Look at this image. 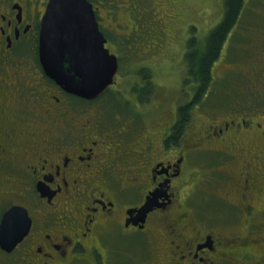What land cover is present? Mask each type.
<instances>
[{"label": "rangeland", "instance_id": "1", "mask_svg": "<svg viewBox=\"0 0 264 264\" xmlns=\"http://www.w3.org/2000/svg\"><path fill=\"white\" fill-rule=\"evenodd\" d=\"M224 2L225 0H97L99 18L97 12L96 17L98 22L101 23V27L103 28V26H105V29L110 30L112 26H114L116 30L112 32L113 37L120 34L130 38L128 41L129 46H125V48H122V44L119 45L115 39L110 42L113 51L115 50L120 55V66L115 75V82L109 87V90L100 94V97H95L93 100L84 99L83 101L78 100L76 102L73 99L70 100L69 96L66 98V102L55 105L57 114L59 115H48L41 106L42 115L38 113L40 105L35 107L34 103L30 101L21 103L14 102L13 100L7 101V103H9V109L6 106L3 107V113L5 115L8 113L12 114V120H16L21 109L28 110L24 118L26 133L29 136L30 147L37 153L38 157H41L40 155L42 152H44V154H47V151L48 153L53 152L54 154L62 152V148L57 147L59 142L62 141V139L69 141L73 138L74 134L70 133L73 126H71L68 132L57 128L62 126V124H66L67 120H70L72 123L77 120V122L73 124L74 128H85L86 132L88 128L90 132L99 130L104 135L96 137L95 140L102 141L104 150L98 154V157L103 156V161L107 166L108 164H113L118 169L120 168L119 174L123 183H119L117 181V174L109 170L103 173L99 172L94 176L90 173L91 170L88 169L84 176L88 184L86 187L79 186V188L87 196L90 188H94L96 185L100 184L99 180H102L104 177H109L112 179L111 182L119 191V197L122 199L142 196L148 189L147 186L142 187V183L144 184L154 175L153 171L149 174L150 165L152 160L154 161L158 157L157 153H155L157 147L162 149V137L169 133V128L175 121L174 117L177 116V112L180 110L178 106L184 102L190 101L193 96V91H191L192 93L190 92L191 85L187 83L191 81V79L187 77V54L190 52L188 51L191 42L190 38L193 37L198 43H204L205 40H208L207 37L223 17V12H225ZM247 2L248 4L256 5V7L260 9L264 8V0H254V2L253 0H249ZM115 4L118 6H115ZM249 6L252 8L245 7L244 10H246V12L243 14L242 21H240L237 26L238 30L235 32V35L232 34L229 37L227 49L230 53L226 54L224 59L219 61V64H217L215 68L216 74L213 85L210 87L209 91L207 90L205 95H208L204 102L207 108L204 110L200 103L199 107L196 104L192 111V120L188 126L191 128L194 127V130H201L204 129V127L212 129L210 125H215V123L225 118L226 116H224V114L229 110L249 112V108L254 110L264 104V66L262 65L260 68L263 59L251 57L252 60L258 61L259 74L252 72L254 63L250 61L249 63L252 66L248 64L245 66V70L249 67L251 69L248 73V80H246V74L237 73L244 72L242 71V64L246 62L238 61L240 57L244 56L243 31H251L253 38H248L247 41L251 43L249 45L257 44L256 47L264 51V34L255 35L257 21H262V18L260 19L257 17L259 15L256 14L253 5ZM253 8L254 11L251 10ZM133 22H135V24ZM243 22L244 24L246 23L245 28L241 26ZM245 36L246 35H244V37ZM121 37L124 38L123 36ZM257 48L254 50H258ZM231 60L234 63L233 65H231ZM220 71H226L229 77L227 81H223L224 78H222L226 73H220ZM218 75L223 76L218 77ZM40 81L39 79H34V82L38 83ZM220 81L228 83L223 84ZM246 81H248V83ZM41 85L42 84H40V86ZM106 92L110 93L108 94ZM108 96L109 98L116 97L121 99L126 109L128 108L130 110L124 111L121 108L119 109L120 105L116 107L112 105V107H110ZM116 98L114 99L116 100ZM123 98L127 99V101L125 102ZM61 100L62 98L60 97V101ZM43 103L45 104L44 101ZM71 106H73V112L70 108ZM119 110L123 114L125 120L121 117L116 119V117L120 115L118 112ZM37 114L41 115L37 116ZM37 117L38 124H44L49 129L43 125H40V130L36 128L39 133L29 129L31 122H35L34 120ZM47 121L51 122L49 123ZM11 125L13 127L18 126L14 121L11 122ZM140 125L142 127H140ZM262 125H264V123ZM125 128H129L131 131L128 136H126L123 131ZM112 129H116L117 132H111ZM189 129L190 128H187V131H189ZM261 129L264 130V126ZM17 130L18 129H14L12 132L16 134ZM145 131H150L151 135L148 137L147 134L150 133H145ZM260 133L261 130L257 132L255 136L256 139H259L257 135H260ZM239 134H243V131L237 132V135ZM185 135L188 136V134ZM149 138H151V143L148 141ZM18 139L20 140L21 137H18ZM219 139L222 138L217 137L214 143H212L213 140L210 141L207 139L206 141L186 140L190 142L189 144H191V146H195L194 149L200 146V150L197 149L193 151L192 156L191 154L187 155L189 164L186 167L185 173L188 174L186 177L180 179L182 185L179 191L177 190L179 189L177 185L172 189V192H175L174 196L186 199H188V196H193L196 199L199 192L203 191L204 196H206L207 192H211L212 187L217 194H221L225 199H230V201L236 203L238 193L235 185L227 181L221 188L217 187L214 189L213 187V183H216L219 178H221L222 167V170L225 168V164L223 163L222 165L221 159L225 153L221 149L223 146ZM152 140L157 143L154 144ZM186 141L182 143V146L186 144ZM258 144H262L260 139ZM19 146L22 147V145ZM213 146H215V148ZM207 147L210 149L204 150ZM52 149L55 150L52 151ZM171 151L172 155L178 152L177 149L173 150V148ZM25 155H28L27 163H30V153ZM19 156L25 157L23 155ZM229 158L230 157L226 156L223 159L226 161L229 160ZM230 162L227 164H230ZM145 164L149 166H146V168H144L145 170H142ZM154 168L155 170H161L158 166ZM250 170L251 176L255 179L254 161H252ZM22 174L25 176L19 177L20 174L15 175L13 179L16 180V183L2 177L3 198H5L7 200L6 203L9 204H6L5 208L10 206L5 210L3 215L11 208H16L17 205L24 204L22 201L30 203V201L33 200L32 198L35 197L36 191H38V193L40 192L39 194L41 195L44 194L42 200L46 199L45 195H47L48 190L40 186V182L35 185L34 180L27 173L22 172ZM189 174L192 175V178L188 177ZM230 177L234 178L232 174L229 175V178ZM84 179L82 178L81 180L78 178L76 185L83 182ZM258 181L256 186L261 188L260 193H264V173L259 174ZM175 182L178 183L179 181L176 180ZM126 185H133L135 187L130 188L126 187ZM22 188H26L27 195L22 196L25 191L21 193V196L18 194L17 200L20 202L16 201V198H14V200H12L13 198H10V200L8 199L9 196L13 195L11 194L14 192L13 189L22 190ZM139 188L142 189L138 190ZM72 189H75V187L70 186L65 188L63 194L56 196L58 201L62 200V202L59 201L55 204L61 213L68 210L67 207H69L70 215L63 219V223L72 220L82 222L85 213H87L86 211L83 212L85 208L84 205L67 206V196L73 192ZM137 190L139 195L133 194V191ZM156 191L157 188L154 189L152 193ZM222 196L219 197L217 195L212 198V200L217 202V205H221V209L216 216L230 214L228 211L236 208L234 203H231V206L224 202ZM3 198L2 202L5 201ZM257 199H259L258 196ZM174 207V209L177 208L176 206ZM117 210L118 212H116ZM131 211L130 209L126 211L123 209V211H120V209L114 208L107 211L108 213L103 210H98L97 213L86 216L89 222H94L92 233L96 230L100 234H104L100 240L104 243L102 245V250H105L107 254H105L106 260H108L106 263L110 264L109 261H113V264H129L130 256L133 257L132 261L134 264H173L176 263V261L182 262L181 251L179 249L173 250L176 252L175 255H170L172 251L168 250L170 247L168 241L173 238V240H175V245H182L184 242L183 236H189L191 230L188 229L183 231L182 228L177 227L172 231V229L167 227L166 223H168V220H166L165 217L166 214L170 212V208L159 214L155 213L154 216H152L151 222L144 227L142 231H138L139 229L135 227L125 230L126 219L132 216L130 214L126 215V213ZM115 212L116 214L113 218ZM135 212V214L138 213V211ZM19 214L20 216H15L14 221H16L20 228L22 227L21 229H24L27 226L26 220L21 216V210ZM3 215H0L1 219ZM105 215L108 216L110 220ZM210 220L214 222L211 217L209 221ZM218 220L219 218H217V221ZM221 221H223V223L225 222L223 219ZM237 223L239 226L242 225L240 226L241 228H247L243 226L241 220ZM250 223L251 220L247 225H251ZM228 226L229 228H233V226L236 225L233 223L231 224L229 221ZM251 227L253 228L254 226L251 225ZM235 229L239 232L241 231L240 229ZM171 234L173 235L172 237H170ZM89 236L91 238L94 237V233L93 235L89 234ZM260 236L263 237L261 234ZM17 243L14 245L16 246ZM94 243L95 238L93 242L90 240L89 245L91 249H96ZM109 244L115 246V252L108 253L107 246ZM123 244L129 247L128 251ZM89 245L87 244L86 246ZM162 248L164 250H161ZM255 250L257 251L252 255L250 260L246 259V257L243 259L239 258V264H264V244L262 247L261 244H259V246H256ZM85 253L87 256L93 254L92 251H87ZM77 261L76 264H91L85 258H79ZM250 261L252 263H250ZM0 264H3V262H0ZM222 264L231 263L223 260Z\"/></svg>", "mask_w": 264, "mask_h": 264}, {"label": "flooded vegetation", "instance_id": "2", "mask_svg": "<svg viewBox=\"0 0 264 264\" xmlns=\"http://www.w3.org/2000/svg\"><path fill=\"white\" fill-rule=\"evenodd\" d=\"M91 1L99 18L97 0ZM47 4L48 0H0V215H3L5 210L10 207L5 208L8 203L3 198L2 177L16 183V180L13 179L15 175L20 174L19 177H23L25 175L22 172H24L32 177L35 185L43 181L48 190L47 195H45L46 199L42 200L44 195L36 191L35 197L32 198L33 200L30 203L22 201L28 208L32 225L28 233L17 243L12 251H7L0 247V262H3V264H76L79 258H85L91 264H107L106 252L102 250L104 243L100 240L104 234H100L95 230L93 231L94 237L91 238L89 234L93 235L94 222H89L86 216L97 213L98 210L108 213L107 211L114 208L120 209V211L125 209L126 211L132 207H140L146 201V195L156 188L160 192L157 198L158 203L152 206L153 209L143 219L138 218L135 211L132 214L126 213V215L130 214L132 216L129 218L127 216L125 230L135 227L139 229L138 231H142L151 222L155 213L159 214L170 208V212L165 217L168 220V223H166L167 227L172 229V231L177 227L182 228L183 231L191 230L189 236H183L184 242L182 245H175L173 238L168 241L170 244L168 250L172 251L170 255H175L176 252L173 250L179 249L181 251L182 262L176 261L173 264H222L223 260L231 264H239V258L243 259L246 257V259L250 260L257 251L255 250L256 246L261 244L262 247L264 244V193H260L261 188L256 186L259 182V174L264 173V130L261 129L264 126L262 125L264 123V104L254 110L249 108V112L229 110L224 114L225 118L215 123V125H210L212 129L204 127L201 130H194V127H192V130L188 126L190 123H187L183 134L178 141L172 139L170 147L166 144L167 137L163 138L165 139L163 150L157 153V159L152 160L150 165L149 174L153 171L154 175L150 180L144 184L142 183V187H148L142 196L122 199L119 197V191L115 187H107L112 181L109 177H104L101 180L103 185L101 188L98 186L96 187L97 189H94H101L99 192L89 189V194L91 191L92 193L86 196L79 186H87L88 181L84 179V176L88 169L91 170L89 171L94 176L99 172L103 173L108 170L112 172L109 165L107 166L103 161V156L98 157V154L104 150V144H102L101 140L97 141L95 138L104 134L99 130L90 132L89 128L87 132L86 129L78 132L79 128H74L73 125L77 120L73 123L67 120V125L62 124V126L57 128L68 132L73 126L70 130V133L74 134L73 138L69 141L62 139L59 142L57 147L62 148V152L55 154L53 152L48 153V151L47 154L42 152L41 157H38L37 153L31 149L29 136L26 133L24 118L28 110L21 109L16 120H12V114L8 113L5 115L2 110L5 106L9 109L8 100L21 103L30 101L34 103L35 107L40 105L38 113L42 115L41 106L48 115H59L55 105L66 102V98L70 95L46 73L39 58V34ZM115 6L118 5L115 4ZM101 29H103L108 38L105 44L110 46V42L115 39L114 37L112 38L111 34L116 28L112 26L108 30L103 26ZM229 39L228 37L226 44ZM225 52L220 59H224L228 53L227 49ZM251 57L263 59L260 68L262 65L264 66V51L261 48L258 47V50L244 53V56L238 59V61H246L245 64H242V71L244 72L237 73L246 74V80H248V73L251 69L249 67L245 70V66L247 64L251 65L250 61L254 63L253 66L251 65L253 67L252 72L259 74L258 61L252 60ZM220 76L222 75H218V77ZM34 79L41 81L37 83L34 82ZM246 82L248 83V81ZM40 84L42 85L40 86ZM60 97L62 98L61 101ZM70 100H72L71 97ZM87 100L93 99L87 98ZM200 103L205 110L207 107L203 101L198 102L197 106L199 107ZM70 108L73 112V106ZM41 114H37V116ZM174 118L175 121L169 128L170 136L176 132L173 127L181 123L180 110ZM12 121L18 126L13 127L11 125ZM34 121H32L33 123L31 122L29 129L36 133H39L36 128L41 129L40 125L47 127L44 124H38V117ZM47 122L50 123L51 121ZM187 128H190L189 131H187ZM14 129H18L16 134L12 132ZM241 130L243 134L237 135V132ZM259 130H261V133L257 136H259L262 144H258L259 139L255 137ZM115 131L116 129L111 130L113 133ZM123 131L125 135L131 132L129 128H125ZM185 134H188V136ZM18 137H21V139L19 140ZM217 137L222 138L219 140L223 146L221 149L225 153L221 157L222 165L224 163L225 168L222 170V167L221 178L216 183H213V187L214 189L217 187L221 188L227 181L235 185L238 193L236 203L230 201V199H225L221 194H217L212 187L211 192H207L206 196H204L203 191L199 192L196 199L193 196H188V199L174 196L175 192L173 193L172 189L177 185V188L179 187L177 190L179 191L182 185L180 179L188 174L185 173L189 164L187 155L191 154L192 156L193 151L200 147L198 146L194 149L195 146H191L190 142L186 140L206 141L207 139L213 140L212 143H214ZM184 141H186V144L182 146ZM19 145H22V147ZM213 147L215 148V146ZM172 148L173 150H178L174 155H172ZM207 149L210 148L207 147L204 150ZM29 153L31 161L27 163L28 155L25 154ZM226 156L230 158L225 161L223 158ZM252 161H254L255 179L251 176ZM228 162L230 164H227ZM146 166L149 165L145 164L142 170ZM155 166H158L161 170H155ZM113 172L116 174L119 171L116 168ZM228 174H232L234 178H229ZM188 177L192 178V175L189 174ZM78 178L81 180L83 178L84 180L76 185ZM176 180L179 182L176 183ZM117 181L121 182V176L117 178ZM70 186L75 187V189H72L73 192L69 191L71 193L67 196V206L84 205L83 212L86 211L87 213H85L82 222L72 220L63 223V219L70 215L69 207H67L68 210L61 213L55 205L59 201L62 202V200L58 201L56 196L63 194L64 189ZM126 187H130V185H126ZM140 189L142 188L138 190ZM13 190L14 192L11 193L13 195L10 194L11 196L8 199L13 198L12 200H14L16 198V201H18V194L21 196V193L17 189ZM138 190L133 191V194L139 195ZM24 191L22 196L27 195L26 188ZM217 195L219 197L222 196L223 201L231 206L234 203L236 208L228 211L230 214L216 216L221 209V205H217V202L212 200V198ZM257 196L259 199H257ZM2 198L5 201L2 202ZM174 206L177 208L174 209ZM116 212L113 214V218ZM106 217L110 220L108 216ZM210 217L214 222L209 221ZM217 218H219L218 221ZM222 219L225 220L224 223L221 221ZM239 220H241L243 226L247 227L246 229L245 227L241 228L240 226L242 225H238L237 222ZM250 220V224L254 226L253 228L251 225H247ZM229 221L236 226L229 228ZM235 228L241 231L239 232ZM172 236L171 234L170 237ZM94 238L96 249H91L89 243L90 240L93 242ZM87 244L90 247L86 246ZM123 245L126 246V244ZM107 247L108 253L116 251L113 245L109 244ZM126 248L128 251L129 247L126 246ZM161 250L164 249L162 248ZM87 251H92L93 254L87 256L85 253ZM132 260L133 257L130 256L129 264H134ZM109 263L113 264V261H109ZM250 263L252 262L250 261Z\"/></svg>", "mask_w": 264, "mask_h": 264}, {"label": "water", "instance_id": "3", "mask_svg": "<svg viewBox=\"0 0 264 264\" xmlns=\"http://www.w3.org/2000/svg\"><path fill=\"white\" fill-rule=\"evenodd\" d=\"M48 2L39 34L43 67L65 90L94 98L114 83L119 61L105 44L107 37L100 29L93 2ZM149 206L150 203L145 212ZM21 207L8 210L0 223V246L9 251L27 229H21L14 221ZM21 214L24 217L27 213L21 210Z\"/></svg>", "mask_w": 264, "mask_h": 264}, {"label": "trees", "instance_id": "4", "mask_svg": "<svg viewBox=\"0 0 264 264\" xmlns=\"http://www.w3.org/2000/svg\"><path fill=\"white\" fill-rule=\"evenodd\" d=\"M249 0H225V12H223V17L220 20V22H218V24L214 27L213 31L210 33V35L207 37L208 40H205L204 43H198V41L196 42V40L194 38H191V42H190V48L187 54V62H188V77L191 79V81L187 82L189 85H191V91H194V95L193 98L190 101L184 102L183 104L179 105V109H180V118H181V123L177 124L176 126H174L173 128L175 129V133H173L171 136H167L166 138V144L168 147H170L171 141L172 139L178 141V139L180 138V136L183 134L184 132V127L187 125V123H190L191 121V114L192 111L194 110L195 105L200 102L203 101L205 102L206 97L205 96L207 93V90L209 91L210 87L213 85V81L215 79V68L217 66V64H219V61H222V59L220 60V57L223 56L226 52L225 50L228 48L226 41L228 40V37H230L232 34L235 35V32L238 30V25L240 23V21H242L243 19V14H245L246 10L245 7H250L249 5H253V7H255V12L258 18H262V21H257V25H256V33L255 35H260V34H264V8L260 9L259 7H256V5L254 6V4H248ZM254 2V0H253ZM137 6V5H136ZM252 8V7H250ZM252 11H254V8L251 9ZM262 15V16H261ZM249 21V20H248ZM247 22V21H246ZM135 24V22H133ZM246 23L241 24L242 28H245ZM112 35V34H111ZM244 35H246L244 37ZM254 35V33H253ZM120 36V37H118ZM121 36H126V35H115L114 38L115 40H118L120 42H122V48H125V46L128 45V41L130 40V38H128L127 36L122 38ZM242 37H243V48H244V53L250 52L251 50L253 51L254 49H256L257 44L256 45H249L251 44L248 40V38H253L251 31L246 30L242 32ZM113 38V36H112ZM258 49V48H257ZM227 52L230 53L227 49ZM227 53V54H228ZM122 61V60H121ZM232 61V60H231ZM233 61L231 63V65H233ZM226 73V71H220V73ZM224 75V74H223ZM222 75V76H223ZM222 78H224L223 81H227L229 79L228 74L226 73V75H224ZM220 81L223 84H226L228 82H223ZM109 90V89H108ZM107 90V91H108ZM141 90V89H140ZM187 90V89H186ZM189 91V90H187ZM106 93H110V92H106ZM71 99L75 100L76 102L79 101H83L84 99L86 100V98H81L79 96H76L74 94H70ZM100 97V96H99ZM116 98V97H114ZM114 98H109V103H110V107H116L118 105L119 109H123L124 111H128L130 109H126L123 101L119 98H116V100ZM125 99V98H123ZM127 101V99H125V102ZM135 105V104H134ZM120 115H118L116 117V119H119L120 117L125 120L123 114L120 112V110L118 111ZM116 122V121H115ZM179 125V126H178ZM140 127H142L140 125ZM181 127V128H179ZM85 128H79V131H84ZM181 129V130H180ZM180 130V131H179ZM131 133V132H130ZM129 133V134H130ZM145 133H150L147 134V136L149 137L151 135L150 131H145ZM129 134H127L126 136H128ZM151 138L148 139V141H150ZM154 142V144H156L157 142L152 140ZM151 143V141H150ZM158 147H157V151H158ZM109 168L111 169L112 173H114L113 171L117 168L115 165L113 164H108ZM117 171L118 168H117ZM117 177L120 176L119 172L116 173ZM100 181V184L96 185L94 188H90L92 191L95 192H99L100 190H94L97 189L96 187L100 186V188L103 186L102 185V181ZM122 182V179H121ZM25 190V188H22V190H18L19 193H23ZM91 191V193H92ZM88 194V195H91Z\"/></svg>", "mask_w": 264, "mask_h": 264}, {"label": "bare ground", "instance_id": "5", "mask_svg": "<svg viewBox=\"0 0 264 264\" xmlns=\"http://www.w3.org/2000/svg\"><path fill=\"white\" fill-rule=\"evenodd\" d=\"M225 3V2H224Z\"/></svg>", "mask_w": 264, "mask_h": 264}]
</instances>
